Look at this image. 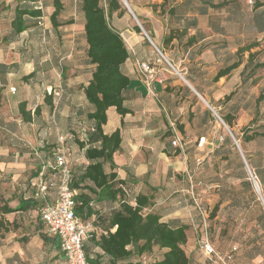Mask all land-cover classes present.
Segmentation results:
<instances>
[{
  "label": "crops",
  "instance_id": "crops-1",
  "mask_svg": "<svg viewBox=\"0 0 264 264\" xmlns=\"http://www.w3.org/2000/svg\"><path fill=\"white\" fill-rule=\"evenodd\" d=\"M263 2L126 0L130 11L123 6L125 11H117L110 18L111 27L120 34L128 52L121 70L130 85L123 103L128 113L121 116L109 109L104 133L120 131V148L113 156L117 175L132 192L147 196L151 203L147 211L161 215L164 222L178 219L188 224L179 211L162 214L161 200L175 186L171 182L174 170H186L185 150L175 154L176 149L164 137V129L177 124L188 134L190 116L204 122L205 115L213 110L221 116H232V125L240 128L263 110L264 101L257 103V98L264 91V69L256 68L264 62ZM61 3L58 26L54 27L50 21L52 0H0V207L14 209L27 199L41 204L53 201L55 190L49 191L44 201L40 197L41 175L37 177L35 172L48 158L46 154L54 156L60 150L59 137L70 139L80 130L82 134L86 132L75 117H86L91 112L83 89L91 80L94 67L86 56L85 21L78 8L79 0ZM19 11L27 14L21 18L22 31L16 33L12 21ZM158 51L172 70L163 74L162 83L153 85L154 96H149L135 63H154ZM236 63V68L216 79L219 71ZM50 92L57 96H51L50 103L45 102L44 97ZM22 104L30 122H25L20 113ZM36 108L39 113H35ZM91 125L89 122V129ZM46 146H50L47 152ZM204 147L195 149L202 151ZM78 153L79 162L73 163L71 172L88 164L84 150L78 149ZM228 189L237 195V200L224 203L223 219L238 225L239 240L251 242L247 253L253 264H264V250L256 244L264 239V205L262 201L258 205L252 201L242 206L240 200L247 188L233 184ZM101 205L105 207L106 202ZM26 218V212L21 211L0 213V228L8 231L9 226L23 225ZM34 225L29 222L27 228L34 230ZM19 233L16 229L0 233V239L10 235L14 240L6 250L0 243L4 255L14 249L13 258L0 256L1 263L4 260L5 264H25L20 261L23 247L30 248L36 238L30 236L28 243L20 245ZM18 246L20 249H15ZM41 254L58 262V258L64 259L58 240L52 237ZM153 255L132 256L126 262L151 264L156 260H151Z\"/></svg>",
  "mask_w": 264,
  "mask_h": 264
},
{
  "label": "trees",
  "instance_id": "trees-1",
  "mask_svg": "<svg viewBox=\"0 0 264 264\" xmlns=\"http://www.w3.org/2000/svg\"><path fill=\"white\" fill-rule=\"evenodd\" d=\"M52 4L54 11L50 15V21L57 27V17L62 10V3L61 0H52ZM257 5L259 2H256ZM260 5L264 6V2ZM122 7L119 0H79L78 4L85 21L88 64L94 67L91 80L83 89L85 100L91 110L86 114L88 124L89 122L92 124L91 129L86 142L75 140L77 147L84 150V158L88 164L84 169L71 172L70 185L78 192L75 196L77 218L84 224L92 220L93 229L87 232L83 241L84 254L91 264H133L126 261L132 256L152 254L156 249L163 252L151 264H190L184 248L189 224L181 223L178 219L164 222L161 215L147 211L151 206L149 198L132 192L126 186V182L117 175L113 156L120 148L122 140L120 131L117 129L110 134L104 133L109 109H114L121 116L128 113L123 103L124 92L130 85V80L121 70L128 59V52L122 37L110 24V18L114 13L125 11ZM24 14H27V11H19L12 21L16 33L22 31L21 18ZM135 29L140 33L138 27ZM237 66L236 63L219 71L216 79L228 74ZM256 68L264 69V62L257 64ZM51 96H55L54 92L45 96L44 101L50 103ZM261 101H264V91L257 98V103ZM20 113L25 122H30L29 117L25 118L28 114L23 104L20 105ZM35 113H39L38 108L35 109ZM233 119L232 116H222V120L229 127L232 126ZM179 129L181 131L182 127ZM76 134L74 133L73 137ZM258 136L264 135L256 132L248 134L244 130L242 138L248 143ZM177 153L179 151L175 150V154ZM55 156L56 151L54 156L49 155L51 161L47 158L42 162L47 165H39L35 176L40 173L41 177H45L46 173L57 176L53 166ZM44 182L47 190L42 195L43 201L48 197L49 191L56 192L58 177L55 182L46 180ZM53 201H46L40 205L38 201L27 199L20 201L14 209L0 207V213L38 209V218L44 228L40 211L45 203ZM103 202L110 207L108 211L101 205ZM45 234L47 235L46 230Z\"/></svg>",
  "mask_w": 264,
  "mask_h": 264
},
{
  "label": "rangeland",
  "instance_id": "rangeland-1",
  "mask_svg": "<svg viewBox=\"0 0 264 264\" xmlns=\"http://www.w3.org/2000/svg\"><path fill=\"white\" fill-rule=\"evenodd\" d=\"M124 1L126 0H119L122 5ZM11 51L13 52L14 50ZM199 100L200 104L205 107L206 105L201 98H199ZM201 115L202 113L200 112L199 116L201 117ZM193 117L194 116L192 115L189 118L192 122L190 123V128L187 130L188 134L185 130L180 131L177 124L173 127L164 129V137L167 138L170 145L173 139L182 138V149L175 148L172 145L171 147L178 151L185 150L186 170L183 172L174 170L175 174L171 177V182H173L175 186L167 194H164L161 200L162 214L168 215L172 211H179L182 214V218H187L189 229L186 232L187 242L184 248L189 257L190 264H209L199 248L200 239L204 237H206L208 241L221 252H226L232 247H236V256L233 264H253L252 258L247 253L251 242L246 243L245 239L244 241L243 239H238L240 236L238 225L225 223V220L223 219L225 208L223 205L226 201L237 200V195L228 189V187L233 186V184L237 187L244 186L247 188V191L242 194L240 200L242 206L243 204H249L252 201H255L257 205L262 201L264 205V169H262L264 166V136L255 137L253 141L248 143H245L242 138L244 130H246L248 134L256 132L264 135V106L263 110L258 113L252 121L247 122L245 126L240 128H236L234 125L229 127L222 120V116L217 110L208 113V116L205 115L204 122L196 121V119L193 120ZM75 120L77 124L81 123V127L86 128V132L82 134V131L80 130L75 137L64 139L63 142H59L60 152L63 153L69 168H72L73 163L78 164V160L81 156L78 153L79 148L77 147L75 140L86 142L90 132L86 117L76 116ZM202 135L205 137V147L202 151H198L195 149V146L199 140V136ZM234 139L238 143L239 150L234 144ZM49 147L50 146H46V152ZM46 156H48V160H50L49 154H46ZM196 158H203V161L199 166L195 164ZM244 160L259 181L261 196L258 195L252 187ZM45 165L47 164H44V166ZM105 166L107 168V165ZM175 166H177V164H175ZM54 176L52 173H46L45 177L39 176L38 190H40L41 195L45 193V191H42L41 189L42 185L45 184L44 181L55 182L57 176ZM190 181L194 187V194L198 197L197 201L199 202V206L203 210H206L205 219H202L199 215L192 200ZM76 193L78 192L76 191ZM41 195L40 197H42ZM38 204L42 205L40 201H38ZM109 208V206H105L106 211H108ZM28 211L26 212L28 217L26 218L27 222H23V225H17L14 227L9 226L8 228L10 230L7 229L8 231H6V228L4 227L0 228V233L4 235L9 231L16 229L17 232H20L18 234V236H21V239L18 240L20 245L28 243L30 236H35V244L29 246L31 249H25V247H23L24 254L22 253V260L20 261H23L25 264H36L37 262H39V264H65L64 259L60 260V258L57 257L59 259L58 262L50 256L41 254L51 237H48L45 234V230L38 218V209ZM29 222L35 224L34 226L36 228L34 230L33 227L31 229L29 227L27 228ZM88 223L92 225V220ZM92 229L93 228L88 226L87 232ZM22 230L25 233H21ZM23 234H26L27 237H23ZM231 236L234 237V239H231ZM261 236L264 238L263 235ZM13 242L14 240H12L10 235H8L5 240H2L1 238L0 243L3 244L1 248L5 246L6 250V248ZM257 243L260 246V249L264 250V239L257 240L256 244ZM1 248L0 256H2L3 259H11L14 257V249L9 250V252L4 255V250ZM15 249L20 248L18 246ZM2 250L3 252H1ZM35 250L37 253H35ZM153 252L154 255L146 254V256L153 255L150 257L151 260L153 258H159L162 254V251L156 249ZM25 255L27 257H25ZM262 255L264 256V254ZM5 263L4 260L2 263L0 262V264ZM19 264H22V262Z\"/></svg>",
  "mask_w": 264,
  "mask_h": 264
},
{
  "label": "built area",
  "instance_id": "built-area-1",
  "mask_svg": "<svg viewBox=\"0 0 264 264\" xmlns=\"http://www.w3.org/2000/svg\"><path fill=\"white\" fill-rule=\"evenodd\" d=\"M135 67L149 96H154L153 85L155 83H162L164 81L163 74L168 70H172L169 62L159 51L154 63L136 61ZM10 91L14 92L15 89L10 88ZM54 95L57 96L56 93H54ZM58 140L59 142H63L64 138L59 137ZM204 143L205 138L201 137L196 146L201 148L204 146ZM171 145L175 148L182 149V138L173 139ZM202 161L203 158H196L195 164L199 166ZM244 164L254 191L260 195L261 190L256 175L248 167L245 160ZM53 166L58 177L56 197L53 202L45 203L42 207L40 211L41 221L47 235L58 240L59 248L65 259V264H91L86 259L83 250V241L87 235L88 225L84 224L75 214V196L77 193L76 190L72 189L70 186L71 169L68 167L63 153H61L60 150L57 151ZM40 175H42V173H40ZM41 189L46 192V183L42 185ZM190 193L199 215L202 219H205L206 210H203L199 206V202L197 201L198 197L194 194V187L191 181ZM199 248L209 264H233L234 262L236 247H232L226 252H221L204 237L200 239Z\"/></svg>",
  "mask_w": 264,
  "mask_h": 264
},
{
  "label": "water",
  "instance_id": "water-1",
  "mask_svg": "<svg viewBox=\"0 0 264 264\" xmlns=\"http://www.w3.org/2000/svg\"><path fill=\"white\" fill-rule=\"evenodd\" d=\"M124 6L130 11V9L128 8V5H127V3H126V1H124ZM234 144H235V146L238 148V150H239V147H238V143H237V141L234 139ZM242 156V155H241Z\"/></svg>",
  "mask_w": 264,
  "mask_h": 264
},
{
  "label": "bare ground",
  "instance_id": "bare-ground-1",
  "mask_svg": "<svg viewBox=\"0 0 264 264\" xmlns=\"http://www.w3.org/2000/svg\"><path fill=\"white\" fill-rule=\"evenodd\" d=\"M262 198V197H261Z\"/></svg>",
  "mask_w": 264,
  "mask_h": 264
}]
</instances>
